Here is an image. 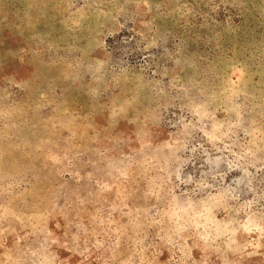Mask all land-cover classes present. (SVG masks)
Wrapping results in <instances>:
<instances>
[{
	"label": "rangeland",
	"instance_id": "374dc122",
	"mask_svg": "<svg viewBox=\"0 0 264 264\" xmlns=\"http://www.w3.org/2000/svg\"><path fill=\"white\" fill-rule=\"evenodd\" d=\"M0 264H264V0H0Z\"/></svg>",
	"mask_w": 264,
	"mask_h": 264
}]
</instances>
